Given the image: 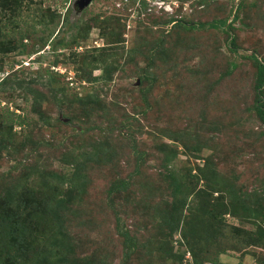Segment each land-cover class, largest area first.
Here are the masks:
<instances>
[{
	"label": "rangeland",
	"instance_id": "rangeland-1",
	"mask_svg": "<svg viewBox=\"0 0 264 264\" xmlns=\"http://www.w3.org/2000/svg\"><path fill=\"white\" fill-rule=\"evenodd\" d=\"M80 1L22 0L14 18L0 12V44L15 47L0 53L4 253L15 244L2 221L29 210L28 248L13 264H193L188 226L205 228L202 261L264 264V247L249 246L264 230L250 56L264 59V0ZM221 20L233 25V48L209 26ZM75 24L87 36L62 47ZM109 47L108 80L102 68L77 79L70 54ZM40 197L50 215L30 211Z\"/></svg>",
	"mask_w": 264,
	"mask_h": 264
},
{
	"label": "trees",
	"instance_id": "trees-1",
	"mask_svg": "<svg viewBox=\"0 0 264 264\" xmlns=\"http://www.w3.org/2000/svg\"><path fill=\"white\" fill-rule=\"evenodd\" d=\"M25 6L23 5L22 0H0V12H7L6 15L4 16H8V18H14L15 15H18L19 11L21 10V8ZM29 6L26 5V8H28ZM239 7H241L239 4L237 6L236 9H239ZM234 12V11H233ZM237 15H235L234 12V19H237ZM43 19V18H42ZM175 22V21H172ZM176 25H178V21H176ZM227 22V24H226ZM230 22V23H228ZM231 24V21H226V20H221L219 22L216 23H212L209 24V26L212 27H216L217 25H220L224 28V33L227 35V38H229V40H231L230 43L228 44V46L232 47L233 40H232V35L230 32H228V29L232 28L233 25H229ZM186 25V24H185ZM180 26V24H179ZM75 29H76V33L74 35H72L71 38V43L70 44H66L63 43L62 47L67 48L69 46L72 45H76L78 44V40L79 38H84L87 36L89 27L88 25H82L79 26L77 24L74 25ZM29 34L27 33H23L22 36L23 38L28 36ZM15 49V47H10L9 44H0V53H7V52H11ZM114 49L111 47L109 48H104V49H90L88 51H85L82 54H78L76 52L71 53L70 55L73 58V63L76 64L77 69H76V74H77V79H79L82 82H91L92 81V73L94 70L102 68V75L103 78L100 77V79H104V80H108L107 76L110 74V67L114 66V62L113 63H109L108 62V58L112 55L111 51H113ZM251 58L254 60V62L256 63V76H255V102L253 104V109L254 112L256 113L257 117L259 118V120L261 121V123L264 125V59L259 58V55H257L255 52H253L251 55ZM14 68V66L11 68V70ZM8 76V75H7ZM7 81V78H3L0 81V86H4L5 83ZM51 82V80H49V82H41L42 86H45L47 84H49ZM40 84V83H38ZM52 84V82L50 83V85ZM36 89V88H35ZM62 89H55V92H61ZM31 93L33 92V89L30 91ZM16 125L18 126H23L25 125V119L23 117H21V115H16ZM10 128H12V126L14 125V123L10 124ZM3 124L0 123V127H2ZM97 152H95L94 156H97ZM79 158V157H78ZM75 170H79L78 168H75ZM79 171L74 172V174H77ZM72 182V181H71ZM121 184H126L124 181L121 182ZM81 185H78V187ZM73 188V187H72ZM77 188V187H76ZM78 189V188H77ZM119 190V187L117 185H113L111 188L112 192H116ZM216 190V189H215ZM218 192V191H216ZM220 192V191H219ZM221 193V192H220ZM49 200L45 197H40L37 205L35 204V208H31L30 211L33 212L36 215H41V214H47L50 215L48 208L46 206V202H48ZM19 206V205H18ZM225 214L227 213H231L232 216H236L235 212L233 210H229V209H225ZM6 213V212H5ZM208 213H213L212 210ZM27 214L29 216V210L26 211V213L23 211H19L16 210L14 211V213L11 215V219H9L8 216H6V220L2 221L4 224H7L9 226H11V231L10 232H5L7 233V235L9 236L10 240L15 244L13 245L12 250L7 248L8 246H6V253H4L3 249L0 247V264H13V262L15 261V259L17 257H21V255L27 250L28 248V243H27V239L30 237L28 236L26 233V225L28 226H34L33 223L34 221L29 220V217H27ZM5 215V214H4ZM25 215V216H24ZM34 220V219H32ZM53 219L51 218V221ZM33 222V223H32ZM193 229L189 228H184L182 230V236H183V242L184 244L187 246L188 249H190V252L192 253V258L193 264H216L214 262H217L216 260H214V262H205L202 261L199 257V255L197 254V247L201 248V244H202V240L201 238L204 237L205 232L203 233L202 231H205V228H203L202 230L197 229L192 227ZM10 230V228H9ZM258 233V236L255 238L251 239V244H249V246H263L264 247V230L262 229H258L255 234ZM13 236H16L17 238H14ZM208 237L211 238L210 235H208ZM27 238V239H26ZM32 238V237H31ZM17 241H16V240ZM204 242V241H203ZM205 242H208V239L205 240ZM11 243V242H10ZM261 244V245H260ZM216 255L218 254H227V255H231L233 253L228 252V250H224V249H218L216 251ZM190 253V254H191ZM246 255H251L250 253H245ZM234 255V254H233ZM245 255V256H246ZM232 256V255H231ZM244 256V257H245ZM255 257V256H253ZM218 258V256H217ZM180 263L182 264V259H180ZM255 264H258L255 261Z\"/></svg>",
	"mask_w": 264,
	"mask_h": 264
},
{
	"label": "built area",
	"instance_id": "built-area-1",
	"mask_svg": "<svg viewBox=\"0 0 264 264\" xmlns=\"http://www.w3.org/2000/svg\"><path fill=\"white\" fill-rule=\"evenodd\" d=\"M165 2V0H156L155 4L159 5L160 7H162V4Z\"/></svg>",
	"mask_w": 264,
	"mask_h": 264
},
{
	"label": "water",
	"instance_id": "water-1",
	"mask_svg": "<svg viewBox=\"0 0 264 264\" xmlns=\"http://www.w3.org/2000/svg\"><path fill=\"white\" fill-rule=\"evenodd\" d=\"M91 0H81L82 4L81 5H86L87 3H89Z\"/></svg>",
	"mask_w": 264,
	"mask_h": 264
},
{
	"label": "flooded vegetation",
	"instance_id": "flooded-vegetation-1",
	"mask_svg": "<svg viewBox=\"0 0 264 264\" xmlns=\"http://www.w3.org/2000/svg\"><path fill=\"white\" fill-rule=\"evenodd\" d=\"M78 1H80V0H78ZM79 3H81V1ZM79 3H76L77 4V7L79 6Z\"/></svg>",
	"mask_w": 264,
	"mask_h": 264
}]
</instances>
